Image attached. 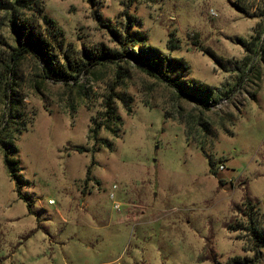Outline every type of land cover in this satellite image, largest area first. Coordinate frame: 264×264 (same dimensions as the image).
Listing matches in <instances>:
<instances>
[{
  "label": "rangeland",
  "instance_id": "rangeland-1",
  "mask_svg": "<svg viewBox=\"0 0 264 264\" xmlns=\"http://www.w3.org/2000/svg\"><path fill=\"white\" fill-rule=\"evenodd\" d=\"M37 2L34 18L59 27L73 54L118 49L106 25L120 31L132 15L130 35L188 65L165 73L210 97L194 102L124 57L66 84L41 78L27 53L15 60L16 116L2 74L0 127L13 137L25 201L0 148V264H264V245L244 228L251 215L264 230V0ZM7 16L0 10L6 64ZM106 97L118 124L101 118Z\"/></svg>",
  "mask_w": 264,
  "mask_h": 264
},
{
  "label": "trees",
  "instance_id": "trees-1",
  "mask_svg": "<svg viewBox=\"0 0 264 264\" xmlns=\"http://www.w3.org/2000/svg\"><path fill=\"white\" fill-rule=\"evenodd\" d=\"M91 2V0H89ZM0 10L7 12V22L9 32L13 37V51L9 55L10 63L2 62L0 59V79L2 74L4 96H9V106L7 108V115L9 120H13L16 116V106L12 94L14 89L10 87L11 82L15 75L14 61L23 56L25 53L37 64V70L41 78L47 80H60L66 84L76 78V74L83 71L89 64H101L105 61L116 60L121 57L130 59L131 61L140 62L147 70L158 79L164 82L165 85L174 88L176 92L184 94L187 98L194 102L201 103L206 106V101L210 97L209 92L200 89L201 83H194L192 81H182V79H175L165 73L166 69L175 71L178 69H186L187 63L182 58L165 57L158 53L156 49L148 46L142 42V36L137 38L128 33V27L132 25L130 18L132 15H127L124 27L119 30V27L106 25L107 32L115 36V41L118 42V49L109 48L100 44L99 46L85 47L80 51V54H73V50H64L62 33L52 21H49L45 16H40L41 21H37L33 14L36 15L41 11L37 0H0ZM22 10H29L30 15L24 16ZM118 36L121 38L118 39ZM166 47L168 50L177 47V44L172 38L167 40ZM161 59L164 63L161 70L154 66L156 60ZM4 63V64H3ZM4 68V69H3ZM117 68H119L117 66ZM4 70L1 72V70ZM86 70V69H85ZM123 75L124 71H120ZM120 74V76H121ZM205 86V85H204ZM206 88H208L206 86ZM209 89V88H208ZM9 90L10 94L5 93ZM117 99L126 105V97L118 96ZM104 112L101 114L102 119H109L113 123H120L118 114L109 102V97L105 98ZM12 122V121H11ZM7 124L0 127V148L2 149V164L9 176L13 181L14 191L17 198L23 199V196L18 187L21 178L17 173L16 161L11 157V153L15 150L12 144L11 135L8 134ZM21 125L22 122H21ZM106 127V126H105ZM24 127L22 126V129ZM19 130V128H18ZM17 130V132H18ZM95 131V128L91 129ZM211 159H208V164L211 165ZM88 169L86 168V173ZM24 200V199H23ZM25 201V200H24ZM252 206V204H250ZM27 212H30L29 202H25ZM248 223L244 226L240 223H228L227 228L233 230L245 228L249 232L252 242L256 245H264V230L254 225V219L251 215L248 216ZM236 264V261L233 262Z\"/></svg>",
  "mask_w": 264,
  "mask_h": 264
},
{
  "label": "built area",
  "instance_id": "built-area-1",
  "mask_svg": "<svg viewBox=\"0 0 264 264\" xmlns=\"http://www.w3.org/2000/svg\"><path fill=\"white\" fill-rule=\"evenodd\" d=\"M218 167H219L220 169H222V168H223V165H222V164H220Z\"/></svg>",
  "mask_w": 264,
  "mask_h": 264
}]
</instances>
